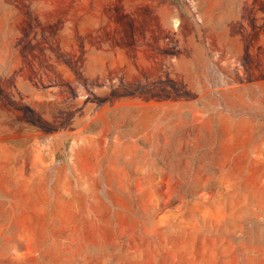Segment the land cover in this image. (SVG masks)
Here are the masks:
<instances>
[{
	"label": "rangeland",
	"instance_id": "374dc122",
	"mask_svg": "<svg viewBox=\"0 0 264 264\" xmlns=\"http://www.w3.org/2000/svg\"><path fill=\"white\" fill-rule=\"evenodd\" d=\"M0 264H264V0H0Z\"/></svg>",
	"mask_w": 264,
	"mask_h": 264
},
{
	"label": "bare ground",
	"instance_id": "6f19581e",
	"mask_svg": "<svg viewBox=\"0 0 264 264\" xmlns=\"http://www.w3.org/2000/svg\"><path fill=\"white\" fill-rule=\"evenodd\" d=\"M168 9V8H167ZM170 11V10H169ZM168 12V11H167ZM172 12V11H171ZM172 15V13L170 14V16ZM169 18H171V17H169ZM172 22V21H171ZM178 22V21H177ZM171 24V23H170ZM174 32V31H173Z\"/></svg>",
	"mask_w": 264,
	"mask_h": 264
}]
</instances>
